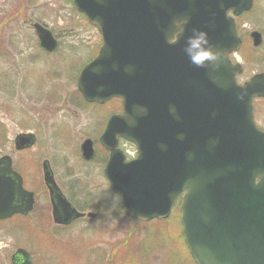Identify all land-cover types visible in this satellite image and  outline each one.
<instances>
[{
	"label": "water",
	"instance_id": "obj_1",
	"mask_svg": "<svg viewBox=\"0 0 264 264\" xmlns=\"http://www.w3.org/2000/svg\"><path fill=\"white\" fill-rule=\"evenodd\" d=\"M73 1L102 35L78 88L88 101L119 97L123 105L100 141L109 150L104 174L125 214L164 218L181 197L182 235L196 264H264V129L252 108L253 97L264 96V73L238 84L241 66L229 58L240 39L227 13L249 9L252 0ZM35 27L53 50L51 32ZM258 35L252 33L255 44ZM205 51L211 59H203ZM118 137L135 144V158L125 159ZM30 143L24 139L17 147ZM80 148L84 159L93 157L90 139ZM3 161L0 218L25 213L33 202L20 181L9 186L3 179L10 170ZM45 180L55 194V222L84 215L46 170Z\"/></svg>",
	"mask_w": 264,
	"mask_h": 264
},
{
	"label": "rangeland",
	"instance_id": "obj_2",
	"mask_svg": "<svg viewBox=\"0 0 264 264\" xmlns=\"http://www.w3.org/2000/svg\"><path fill=\"white\" fill-rule=\"evenodd\" d=\"M17 3L19 0H0V8L9 11L14 9ZM27 3L31 9L34 6L38 7L33 11L32 16L34 18V14L42 16L44 24L51 30L53 29L61 41H69L70 46L77 45L79 61H81L80 68L94 56L100 44L99 33L88 26L82 15L76 11L72 0H27ZM262 17L264 19V0H253L251 12L245 14L246 25L241 26L240 32L245 36L248 29L251 30L255 28L253 26L261 25L259 19ZM247 20L250 21V26ZM244 45L236 54V60L243 65L244 77H247L256 71L264 70V64H259L258 60L252 62L249 58V50H246ZM62 46L51 55L53 56L51 58H62L63 67L71 68L73 66L71 64L72 52L69 53L70 51ZM48 59L42 66L43 74L50 68L48 63H52L50 57ZM259 59L264 62V57ZM75 66H78L77 62ZM46 72L45 75H47ZM61 73L63 74V71ZM63 76H58L59 81L63 85L62 90H68L70 97L73 81L70 82ZM3 78L8 79L9 77L6 75ZM48 79H51V76H48ZM66 81L68 84L65 83ZM7 99L8 94L1 86L0 101ZM31 99L26 106L34 109L32 104L35 105V97ZM47 105L42 103L35 111L43 117V127H35L39 129V138L33 147L24 151L26 154L23 157L27 159L28 170L35 168L33 162L36 158L48 159L63 193L78 210L85 214L82 218L67 225H56L52 220L48 198H43L41 205L46 206L47 209L42 212L43 215L40 216L42 218L38 216L40 209L37 208L28 215L27 219L13 218L5 223L6 225H0V262L4 259L5 253H11L17 247H24L37 250L38 254L39 250H47L45 257H42L46 264H194L181 234L178 204L173 207L166 219L139 222L126 217L119 196L111 192L103 174V160L106 154L98 148L96 152L99 154H95L90 161L83 160L80 154L79 145L82 139L89 136L88 132L92 131L93 127L94 131L97 130L95 133L92 131L90 136L95 135L96 140L100 125L91 126V117L87 111L68 107L64 102L65 106L62 104L58 107L60 113L57 117L58 119L59 117L60 119L69 118L72 134L69 135L70 129L65 125L60 131L68 136L58 137L57 134L54 136L51 132L54 130L51 125L57 122L54 120L57 108L51 107L54 104ZM256 106L260 113L257 115V121L264 126V101H257ZM74 110L77 114L72 112ZM94 114L102 115L99 110L94 111ZM4 115L0 110V120H4L6 117ZM17 131L18 127L12 125L8 136L11 137V134ZM120 147L128 151L129 156H135L136 151L132 145L124 144ZM2 151L7 152V147L5 146ZM86 212H95L97 216L91 218ZM36 220L41 223V228H38V225L29 226L36 224ZM41 232L47 236L43 238ZM36 253L33 255L35 256Z\"/></svg>",
	"mask_w": 264,
	"mask_h": 264
},
{
	"label": "flooded vegetation",
	"instance_id": "obj_3",
	"mask_svg": "<svg viewBox=\"0 0 264 264\" xmlns=\"http://www.w3.org/2000/svg\"><path fill=\"white\" fill-rule=\"evenodd\" d=\"M44 6H45V2H44ZM33 8L32 9L30 8V5L29 3H27V0H19V3L15 5V8L9 11H5V9L0 8V63H2V65L0 66V87L2 86L3 90L6 91V93L8 94L7 100L0 101V110L5 114L4 116H6L4 120H7L6 122L2 119L0 120V160L4 159L3 165L6 168V170L8 167L10 169V170L8 169L9 171L7 170L8 171L6 172L7 175L3 177V179L7 181L9 186H15L16 183L20 181L23 188L28 192L32 193V197L34 199L33 207L29 212L25 214H15L5 219H0V225L7 223L9 220H12L13 218L27 219L29 217L28 215H30L32 211L37 208L40 209L38 211L40 213L38 214V216L39 217L42 216L43 215L42 212H45L47 209L46 206L41 205L42 199L45 197L48 198L50 204L49 207H51V216H52V209L54 206L52 199L55 198V194H52L50 192L49 185L46 183L45 170L46 172H49L51 174L54 185L56 186L57 190L61 194L63 193L56 179L55 172L48 159L46 158L39 159L40 157L36 158L33 162V166H35V168L33 170H28V164L26 162L27 159L25 160V158L23 157L26 154L24 151L33 147L39 138V129L37 128L35 129V127L38 126H40L41 128L43 127L42 126L43 117H41L38 113L35 112L42 105V103L43 105L48 104L47 106L54 104L51 107H53L54 109L57 108L56 117L54 119L57 122L51 125V128L54 129L51 132L53 133L54 136L57 134L58 137L68 136V134L61 132L60 130L63 129L65 125L68 127L71 126L70 122H68L69 118L60 119L59 117L58 119L57 117L60 113L58 107L62 104L64 105V102L67 103L68 107L69 106L74 107L76 108V110L81 109L83 111H87L90 114L91 117L90 119L92 121L91 126L95 124H99L100 125V127L98 128L99 132L96 135L97 138L95 140V135L94 137L90 135L92 134L91 133L92 131L93 133H95L97 129H95L94 131L92 127V131L88 132L89 136L84 137L82 141L86 138H90L93 141L94 147L96 146L94 156L95 154H97L96 150L98 148L105 153V150L99 147L97 144H99V137L106 126L107 120L113 114H121L123 112L122 103L119 98H111L102 103L96 101L95 102L88 101L83 97V95L78 89V76L81 68L96 56L99 46L101 44V35L97 30V28L93 25H90L87 22L86 18L77 11L85 19L88 26L95 29L99 33V38H100V44L98 45L97 50L94 53V56L89 58L80 68L79 63L81 61H79L77 45L70 46L68 45L69 41L68 42L61 41L60 38L56 35V33L53 31V29L51 30L50 28H48V26L44 24V22L42 21V16H37L35 14H34L35 18L32 16L33 11L35 9H38V7L34 6ZM250 12L251 9L242 12L238 16L234 17L237 33L241 39V46L238 51L231 53L230 57L233 62H238L236 60V54L240 51L243 44H245L244 45L246 47L245 49L249 50L250 60L252 62H256L258 60L259 64L261 63L264 64L263 60L259 59L264 57L263 17L259 19L260 20L259 24L261 25L253 26L255 28H252L251 30L248 29L246 31L247 33H245V36L240 32L241 26L246 25L245 14ZM243 20L244 23H242ZM247 22H248V26H250L251 25L250 21L247 20ZM35 25L43 26L51 31L53 37L55 38V48L53 50L49 51L45 48V42L41 41L39 34L36 31ZM254 31H257L259 33L258 38L260 41L258 44L254 43V38L252 36V33ZM7 35H9V38H7ZM175 39H176V35L174 34L172 36L171 41ZM61 44L65 48H67V50L70 51L69 53L72 52L73 56H71L72 57L71 64L73 66L71 68L67 66V68L65 67L66 68L65 69L63 67L64 63L62 58L59 57L51 58L53 57L51 55L55 54L58 48L62 46ZM49 57L52 60V63H48L50 68L48 69V72H46L47 70H45L43 74L42 66L46 64V62L49 60L48 59ZM76 62L78 63L77 67L75 66ZM59 70H62L63 74L61 73L62 71L59 72ZM45 72L47 75H45ZM244 72L245 70H243V65H242V72L237 75V80L240 83L245 82L251 76L257 73L264 72V70L256 71L247 77H244L245 76ZM6 75H8L9 77L8 79L3 78ZM59 75H64L63 78H68L70 82L71 80L73 81V89H72L73 92L71 91L70 97L68 90H67L68 92L62 90L63 85L61 84V81H59V77H58ZM48 76L49 77L51 76V79H48ZM65 83L68 84V81H66ZM32 97H35L34 99L35 105L32 104L35 107L34 109L31 106L29 107L26 106L28 102H31ZM260 100L264 101V97H255L253 99V112L256 123L264 128V126L258 123L257 121V115H259L260 113L256 109L257 107L256 102ZM76 110L72 112L76 113L75 112ZM96 110H99L102 115L96 116L94 114V111ZM61 111L63 113V110ZM12 125L17 126L18 131L13 132L10 137L8 135H9V129L11 128ZM69 129H70V133H69L70 135L72 134V130L70 127ZM24 139L31 143L26 147L18 148L17 142H21V140ZM124 144L132 145L134 151H136L135 146L132 143L127 142L122 138H119L118 145L123 146ZM5 146L8 149L7 152L2 151L5 148ZM122 151L126 155L127 159L134 157V156H129L127 154L128 151H126L124 148L122 149ZM94 156L92 158H94ZM45 163H46V167H45ZM15 175H18L19 177L17 178ZM10 180L12 183H10ZM63 195L65 194L63 193ZM67 200L72 204L70 199L67 198ZM61 213L64 214L65 211ZM92 213L94 214V216L91 218H95L97 216V213L95 212ZM54 224L59 225L55 222ZM35 225H38V228H41V223L38 222V220H36V224L29 226L31 227ZM41 234L43 235L44 233L41 232ZM46 236H47L46 234L43 235V238H45ZM31 249H26L24 247H17L11 253L10 252L5 253V257L4 259L1 260L2 262H0V264H23L25 259L27 260L28 264H33V261L34 264H46L45 260L42 257H45V253L47 254V250L44 251L39 250V254H38L36 253L37 250H33V249L31 250ZM19 250H23L22 252L24 254L19 253L18 252ZM34 253H36L35 256L33 255ZM40 254L42 256H39Z\"/></svg>",
	"mask_w": 264,
	"mask_h": 264
},
{
	"label": "clouds",
	"instance_id": "obj_4",
	"mask_svg": "<svg viewBox=\"0 0 264 264\" xmlns=\"http://www.w3.org/2000/svg\"><path fill=\"white\" fill-rule=\"evenodd\" d=\"M202 57L203 59H211L212 58V53L211 51H205L202 53ZM203 62V60H201V63Z\"/></svg>",
	"mask_w": 264,
	"mask_h": 264
},
{
	"label": "trees",
	"instance_id": "obj_5",
	"mask_svg": "<svg viewBox=\"0 0 264 264\" xmlns=\"http://www.w3.org/2000/svg\"><path fill=\"white\" fill-rule=\"evenodd\" d=\"M104 158H105V155H104Z\"/></svg>",
	"mask_w": 264,
	"mask_h": 264
}]
</instances>
